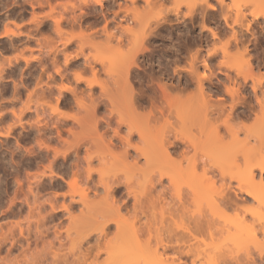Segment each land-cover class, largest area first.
<instances>
[{
	"label": "rangeland",
	"instance_id": "1",
	"mask_svg": "<svg viewBox=\"0 0 264 264\" xmlns=\"http://www.w3.org/2000/svg\"><path fill=\"white\" fill-rule=\"evenodd\" d=\"M110 1L107 0L104 7L93 3L94 10L81 7V0H0V264H53L52 256L56 252L61 257L66 256L68 264H214L215 261L210 258L212 255L216 257L217 264L244 261L247 256L257 259L258 252L264 251V205L239 190L240 184L246 188V184L237 179L238 176L242 178L240 175L243 172L207 171L202 165V153L181 143V147L177 148L180 152L174 155L175 159H182V167H189L191 157L201 164L194 175H189L186 184L179 181L180 184L175 185L174 180L172 182L165 177L164 184L157 185L151 196L146 172L113 163L115 157L121 156L124 149L122 138L128 133L127 125L119 122L121 115H126L128 111L125 99L119 96L127 91L120 90L116 84L121 77L119 72L126 68L127 62L118 56L121 55L120 49L116 51L118 55L113 50L120 47L128 51L132 46L135 36L125 27L135 31L142 27L133 20L134 15L126 17L123 11L114 14L119 10L118 3H124V0H117L114 7L109 6ZM173 1L161 3L154 0L152 3L153 13L162 4L161 8H171L173 12L167 15L166 21L163 20L165 23L161 21L157 25L152 21L150 27L155 33L150 35L151 38L148 36L145 42L148 49L138 53L136 59L141 68L134 66L130 75L136 90L144 92L143 98H140L144 103L150 104L154 92L162 100L158 104L161 109L164 108L162 112L166 115L156 111L158 121L157 118L152 119L150 125L158 128L169 120L176 129L180 127L176 107H168L167 102L164 104L158 83L178 84L186 78L192 79L189 63L194 57V64L200 73H214L211 72L212 81L207 80L206 85L217 89L213 92L211 103H222L225 107L221 119L224 120L226 114L233 110L230 119L236 137L232 138L222 126V139H234L238 147L237 160L241 165L245 162V149L250 152L247 155L252 152L255 162L256 158H264V114L256 103V96L264 95V17L254 18L252 11L255 7L246 5V0H236L235 3V0H224L221 5L217 0H210L217 5V11L199 5L192 8L193 13L189 11L192 0L187 1L188 6L185 2L181 4L176 13L172 8ZM146 9L145 2L140 1L138 10L143 12ZM61 16L64 32L56 30L53 20ZM84 29L92 36L88 40L96 45L79 36ZM211 29L217 32V36H213ZM107 33L111 34L110 39ZM67 40L69 42L64 45ZM222 46L227 47V53L222 52ZM215 48L217 51L214 52ZM239 51H243V55L233 57ZM67 55H70L68 62ZM205 59L212 70L204 67ZM223 61L232 63L221 64ZM241 61H249L251 67L234 66V62ZM99 80L108 86L110 95L119 97L117 104L111 103L104 95L97 84ZM194 84L182 91L171 89L170 93L175 98L188 100L189 96L198 92ZM254 84L257 86L256 93ZM226 86L239 89L240 94L231 96ZM240 95L242 99L238 102L235 99ZM234 103L233 109L231 106ZM148 106L146 110L151 107ZM249 106L254 107L252 114ZM244 112L250 113L247 114L249 117ZM96 121L97 132L93 128ZM116 130L119 135H116ZM192 132L195 134L197 131L192 128ZM76 142V147L69 148ZM132 142L140 143L141 139L135 134ZM181 150L186 153L181 154ZM132 160L130 158L129 162ZM138 165L144 167L145 159L140 158ZM67 168L68 172H65ZM89 168L93 172L88 179ZM99 170L110 182L131 177L132 189L141 193L147 190L145 196L140 195L139 201L132 196L113 199V204L120 206V213L129 221L135 214L138 215L135 225L139 227V239L148 241L149 249L143 252L147 256L140 253L133 258L127 247L122 246L124 240L126 246L131 240L118 234L116 220L119 218L108 221L105 231L99 232L100 223L106 219L99 217L93 231L83 237V205L75 203L71 209L72 216L62 210L63 204H69L73 199L80 200V192L86 188L90 198L98 202V210H109L106 203L103 204L105 191L99 183ZM73 172H79L78 182L69 185ZM56 174H62L64 179ZM229 174L235 175V178ZM260 175V172H255V179L259 180ZM148 176L154 181L160 174L149 172ZM194 177L199 181H194ZM197 183L207 187L215 201L212 198L196 201L192 189ZM227 186H231L233 191ZM222 188H228L237 205L227 207L228 200L226 206L222 203L218 194ZM234 189L238 192V199ZM161 192H164L162 197L158 196ZM177 192L182 196L183 203L177 200ZM52 205L58 208L57 211H52ZM161 213H164L163 218ZM199 222L205 223L199 228ZM180 223L183 229L177 227ZM206 223L210 224V228ZM237 224L246 225L250 231L253 230L252 233L244 226L241 232ZM228 237H234L233 242ZM189 247L202 252L201 256L182 255L181 250ZM120 248L132 259L124 257V261L117 260L122 256L120 253V257H115ZM45 250L48 259L42 257V261L38 258L45 254ZM155 254L161 255L162 261L157 263L150 259H156ZM140 255L145 258H140ZM257 263L262 264L260 260Z\"/></svg>",
	"mask_w": 264,
	"mask_h": 264
},
{
	"label": "bare ground",
	"instance_id": "2",
	"mask_svg": "<svg viewBox=\"0 0 264 264\" xmlns=\"http://www.w3.org/2000/svg\"><path fill=\"white\" fill-rule=\"evenodd\" d=\"M106 1L107 0H93V1L81 0V2H82L81 7H83V8L88 7L90 9L93 8L95 10L96 8L93 5V3H97L98 5H101V7H104L106 5L105 4ZM116 1L117 0H111L109 6L114 7V5L117 3ZM140 1L145 2L146 7H147L146 11L140 12L138 10V4ZM163 1H166V0H163ZM163 1L160 0L161 3H163ZM187 1L190 2L191 0H185V1L174 0L173 5H172L174 12L176 13L180 10L181 4L186 3V5L188 6L189 2H187ZM242 1H245V0H242ZM242 1H240V2H242ZM210 2H211L210 0H192L189 4V11L190 10H191V12L194 11V10H192V8H194V7L197 8L199 5H202V6L206 5L208 9L216 10L217 5L210 3ZM217 2H218V4L220 3V5H221L222 3H224V0H217ZM235 2H236V0L234 1V3ZM152 3H154V0H124V3H118L119 10L114 11L115 15H117L120 11H123L125 13L124 16H126V17L129 16L130 14L134 15L133 20L136 21L137 23H139V26L141 25L140 28L142 27V29L135 31V30L131 29L130 27H125V30L127 32L132 33L135 36L134 42H133L132 46L128 49V51H124L123 49L121 50L120 47H116V49L113 47L115 49V50H113L111 47L112 45L111 44L109 45V43L107 44L110 46V48L113 51H115L114 53H116V54H117V52H119V49H120L121 55H118V54L117 55L121 58L123 57V59H126V62H127L126 68H124V70L121 73L119 72L121 77L119 80L117 79L116 84H117L118 88L119 87L121 88V89L119 88L120 90H126L127 91L123 95L121 94V96H119L123 100L125 99L124 103L126 104L125 106H127V110H128L126 115H121L119 122H120V124H126L127 125L128 133H127V136L125 138H122L124 149L120 153L121 156L115 157V161L113 163H119V164L126 166L128 168L130 167L131 169L134 168L135 170L137 169L141 172H146V177H148L149 186H151L150 189L148 190V192L151 196H153L152 190L155 189V187H157V185H163L165 177H168L169 179H171L172 182L174 180L175 185L178 184L179 181H180V183L183 182L184 184H186L187 180L191 176V173H192V175H194V172H196V168L198 167L199 164H201V163H199L200 161L196 160L195 157L194 158L191 157L188 160L189 161V167L184 169L182 167V159H175L174 154L180 152V150H178L177 148L181 147V143H183L185 145V147L191 146V147L195 148L196 150H199L202 153V155H203L201 157V159L203 161L202 165L205 167L204 169L207 171L213 172L214 170H218L220 172H224V173L228 172L230 174H231V172H240V173L243 172V173H241L240 176L242 177L241 179H243L244 181H241V179L238 178L239 176L237 177V179H239V182H244L246 184V188H245V185H243V187H242V184H240V186H238L239 190L245 191V193H247L249 196L253 197V199H257L259 202H261V204L264 205V180H263V177H264L263 176L264 175V158H262V159L256 158L257 161L255 162L253 160V157H252V152H251V155L250 154L247 155L249 151H247L248 149H245L247 152L244 156L245 162H244V165H241L237 160V158H238L237 157L238 156L237 155L238 154V147H236L234 139L230 140V141H224L222 139V135L220 132L222 126H224L226 128L227 132L232 136V138L236 137V130L233 127V124H231L232 120L230 119L233 110L231 113L226 114V118L224 120L221 119L222 118L221 115L224 116L223 112H224L225 107L222 103L220 105L211 103V100L213 99L212 95L214 94L213 92H215V87H211V88L207 89L208 87L206 85L207 80L212 81V79H211L212 76H210L212 71L210 72L209 75H207L204 71H203L204 73H200L197 70L198 68H196L197 66H195V64H194V62H195L194 57L190 56L192 62H190V63L188 62L190 64L189 73L191 72L192 79L186 78V80L184 82L180 81V82H178V84L166 83L167 81L166 82L160 81L161 83H158V86L160 87V89L163 92L161 97L164 98L163 99L164 104L167 102L168 107H170V108L173 106L176 107V110H177L176 115L181 120L180 127L178 129H176L175 127L172 126V123L169 120H165V122H163V125L162 124H160L159 126L157 125L158 128L150 125V123H149L150 120H152V119L155 120V118H157L156 117V111L160 110L161 111V112L159 111L160 114L163 113V114H161L162 116L165 113V112H162L164 108L162 107V109H161L159 107L160 105L158 104V102L161 98L157 94L159 96V98L157 99L158 96H156V94H155L156 92H154V94L150 98V102H149L150 104L144 103L141 100L143 98L144 92L141 93L142 91L138 92L136 90L133 79L130 75H131V72L133 71L132 69L134 66L136 68L139 67V63L136 61V59H138L137 58L138 53L144 51L146 48L148 49L147 45H145V42L148 40V36L150 37V35L154 32V30H153L154 28L152 29L150 27L152 24V21H154V23L155 24L157 23V25H158V24H160L161 21H163V20L166 21V17L169 16L168 14L170 12H173L171 8H166V9L161 8V6L164 5V4H162L160 6L161 9L159 8V10L157 12L153 13L151 11L152 10V6H151ZM242 3H243L242 5H245V3H246V5L252 4L255 7V11H252V15L254 18L264 17V0H246L245 3L244 2H242ZM112 7H110V8H112ZM203 8H206V7H203ZM202 10L205 11V9H202ZM102 11H103V9H102ZM204 11H202L203 14H204ZM191 12H190V14H191ZM35 17L36 16H34V19H37V17L36 18ZM239 18H237V19L240 20ZM245 18H246V16H245ZM53 20H54L55 26L57 28L56 30H58V32H64L63 28L61 27V22L63 20V16H61V18H57V19L55 18ZM238 20H236V21H238ZM89 27H91V25ZM210 31H212V29ZM7 32H6V34H8ZM11 33L13 34L12 31H11ZM212 34H213V36H217V32L214 30L212 31ZM79 36H81L82 38L85 37V40H88V38L90 39V37H92L91 34L89 33V31L87 33V31H85V29L83 31H80ZM107 36H108V39H110L111 34L107 33ZM68 42H69V40L63 42V44L66 45ZM89 43L92 45H96L95 43L91 42V40L89 41ZM107 45H105V48L106 47L108 48ZM102 47H104V45ZM220 49L224 53L228 52V49L226 46H222V47H220ZM215 51H217V48L214 49V52ZM123 55L125 56V58ZM242 55H243V51H239L237 54L233 55V57L240 58ZM69 56L68 55L66 56V62L69 61ZM241 62H234V63H236L234 66L237 68L251 67L249 61L248 62L245 61L242 63ZM208 63L206 62V59H205V64H203V65H205L204 67L209 69V71H210L212 69ZM229 63H232V62H225V61L221 62V64H229ZM139 68H141V66ZM122 73H123V75H122ZM212 74H214V73L212 72ZM258 82L261 83V80L259 79ZM118 83H119V86H118ZM194 83L196 84V87L198 88V92L196 94L189 96L188 100L182 99V98L180 99L179 97H176L177 98L176 99L170 93L171 89H178V90L182 91V90L188 89V87ZM97 84L100 86L102 92L104 93V95H106L108 97V99L111 101V103L117 104L119 102V97H116L115 95L112 96L107 92L108 86L104 82L99 80ZM256 88H257V86H256V84H254L253 90L255 93H256ZM226 91L231 96H234V95L236 96V95L240 94L239 89H234L233 87L231 88L229 86L228 87L226 86ZM137 92H138V94H137ZM78 98H79L78 101L81 102L80 97H78ZM240 99H242L241 95L238 98H236L235 100L236 101L238 100V102H239ZM164 100H166V101H164ZM160 101H162V100H160ZM256 101H257L256 103L259 106L258 109H261L263 111V114H264V110H263L264 109V95L262 97L256 96ZM159 103H161V102H159ZM235 104L236 103L232 104L231 107L233 108L235 106ZM148 105H151V107L148 110H146L147 109L146 106H148ZM161 106H162V104H161ZM252 106L251 107L249 106L250 111L254 110V107H252ZM95 108H94V110H96ZM141 110H143V111H141ZM144 110H146V112H144ZM248 112H249V110H248ZM244 113H245L244 114L245 116H248L250 114V113L248 114L246 112H244ZM252 113H253V111L251 112V114ZM233 114H235V113H233ZM165 115H166V113H165ZM156 120L158 121V118ZM93 128H94L95 132L98 131L97 130V121L94 124ZM192 128L196 129L197 132L195 134L192 132ZM115 133H116V135H119L118 130H116ZM135 134H137L139 136V138L141 139L140 143H133L132 142V137ZM99 136H102V134H100ZM77 145H78V142L71 144L69 146V148L76 147ZM46 147L50 148L49 146H46ZM239 150H240V148H239ZM181 151H182L181 154L186 153V152H183V150H181ZM239 153L243 154V152H239ZM89 157H90V155H89ZM130 158L133 159L132 160L133 162H129ZM140 158L145 159V166L144 167H140L138 165ZM50 168H51V173H52L53 172L52 171V165H50ZM103 171H104V169H103ZM257 171L260 172V174H261L260 175L261 177H258V179L260 178L259 180H257V178L255 179V172H257ZM65 172H68V168L66 169ZM92 172H93V169L89 168L88 169V175H87L88 179L90 178ZM149 172H159L160 176H159V178H156V180L152 181L153 178L152 177L150 178V176H148ZM98 173H100V175H101L99 183H100V185H102L104 187V191H105V197L103 198V204L106 203L109 210H107V211L98 210L99 208H97V206H96L98 202L90 198L87 188L81 190L80 200L75 201L73 199L71 203L63 204L61 207L62 210H64L69 216H72L71 215V209L73 208L75 203L76 204L80 203L81 205H83L84 209L82 210V216H83L82 219H83V225H84L83 228L84 229L81 231L84 234V235L82 234L83 237L88 236L93 231L92 230L93 226H94V224H96L98 222L99 217L106 218L102 221V223H100L101 225L98 228L99 232L105 231V224L108 221L113 220L114 217L119 218L116 220V225L118 228V234L123 236L125 239H126V237H128V239L130 238L129 240H131V242L129 244H127V246H126L127 242L124 240L123 243L125 242V244H122V246L125 245L124 248L127 247V251H129L131 253V255L134 256L133 258H137V256H139L140 253H142V255H146V253H143V252L145 250L149 249V245H148V241L143 242L138 237V234H139L138 228L139 227L137 228L136 227L137 224L135 225V222H136V219L138 218V215L135 214L133 216V219L129 221L128 217H126L125 215L120 213V206L113 204V199H116V198L118 199V198H123V197L129 198L132 196V197H134V199L136 201H139L140 195L145 196L147 190H145L141 193V192H136V190L132 189L131 183L133 181H132L131 177H126L124 180H112L110 182L109 179H106L105 176L102 175L101 170H99ZM78 174H79V172H73V174H72L73 177L68 182L69 185L77 184L78 176H79ZM56 175L60 179H64L62 174H56ZM233 176H235V175H230L231 178H235ZM194 179L197 180L196 177H194L193 180ZM184 180H185V182H184ZM198 181L199 180H197V182ZM194 184H195V182H194ZM199 184L200 185L198 186V183H197L195 185V189H192L195 196H196L195 197L196 201L197 200L199 201L201 199L202 200H209L211 198H212V200H214L209 189L205 186H202L201 183H199ZM247 185H248V188H247ZM253 186L255 187V190L253 189L254 188ZM123 187L125 188V191H121V189ZM228 188H227L228 190L233 191V190H231L232 189L231 186ZM227 189L225 188L220 193H218L220 199L222 200V203L225 204L226 200H228L227 203L228 202H230V203L229 204L226 203L227 207L231 206V205H233V206L237 205V203H235V201H234L236 199L231 198L232 195L230 194V192L228 193ZM179 192H177L176 198L178 197L177 200L179 199V201L181 203H183V198L180 195L181 192H180V194H178ZM235 192H236L235 197H237V194H238L237 190H235ZM158 194H157L158 196L162 197L164 192H161ZM71 195H73V193ZM128 198H126V199H128ZM237 199H238V197H237ZM126 204H127V200H126V203H124V205H126ZM226 204H225V206H226ZM181 206H183V204ZM217 208L220 209V207L218 205H217ZM57 209H58L57 207H54L52 205V211L53 212L57 211ZM161 217L162 218L164 217V213H161ZM204 223L205 222H199V224H200L199 228ZM209 226H210V224L208 223L207 228ZM236 226L239 228L238 230H240L241 232H243L241 230V228H243V226L246 230H249V228H247V226L243 225V224H237ZM177 227H179L181 229L184 228L182 223H180L179 226H177ZM94 230H96V229H94ZM252 231H250V233H252ZM233 235L235 236V234H233ZM233 238L228 237L229 241L231 239L232 242H233ZM236 238L234 239V240H236L234 242V244L237 243L236 244V246H237L238 245V241H237L238 238L237 239ZM239 239H241V238L239 237ZM242 243L244 244L245 242H242ZM29 244L30 243L28 242V245ZM182 244H185V242L182 241ZM259 244L262 245V243H259ZM169 245L172 246V244H168L167 246H169ZM167 246L165 245V247H167ZM179 248L182 249V247H179ZM185 249L186 248H183V250H181L182 251L181 254L185 255V256L194 255V256H196L195 258H197V257H200L202 254V252L200 253L198 250L194 249L193 247L192 248L189 247L186 250ZM47 250H45V254L41 253L42 255L38 259L41 258L42 261L44 260V258H42V257H45V259H48L47 258L48 256L46 255ZM120 253L122 254L123 257L121 256ZM263 253H264V251H259L257 259L255 257H252V256H247L248 260L247 259H245L244 261L235 260L234 262L232 261V262H226V263H228V264H258L257 260H260L261 263L263 264L264 263V261H263L264 260L263 259L264 254ZM182 255L180 257H182ZM36 256L38 257V254ZM36 256H35V258H36ZM109 256L113 258V255L111 253ZM154 256L156 259H154L153 257H151L150 259L156 260L155 262H157V263H158V261L160 262L163 259V258L161 259V255L155 254ZM210 256H208V257H210ZM212 256L210 258L213 259V261H215L214 264H217L216 257L213 256L214 258H212ZM115 257H120V259H117V260H121V261H124V260H122L124 257H127L128 260L132 259L131 256L126 255L121 248L117 251V253L115 254ZM140 258H145V257L144 256L142 257L140 255ZM210 258L208 259V261L210 260ZM52 259H53V264H60V263H63V264L67 263L68 264V258L66 256L61 257L57 252L53 253ZM36 260H37V258H36ZM195 260L196 259H194L192 261V263H194ZM115 263H118V262L115 261ZM162 264H164V263H162ZM179 264H181V263H179ZM209 264H211V262Z\"/></svg>",
	"mask_w": 264,
	"mask_h": 264
},
{
	"label": "flooded vegetation",
	"instance_id": "3",
	"mask_svg": "<svg viewBox=\"0 0 264 264\" xmlns=\"http://www.w3.org/2000/svg\"><path fill=\"white\" fill-rule=\"evenodd\" d=\"M259 61L257 60L256 63H258ZM209 88V87H208ZM216 91V90H215Z\"/></svg>",
	"mask_w": 264,
	"mask_h": 264
}]
</instances>
